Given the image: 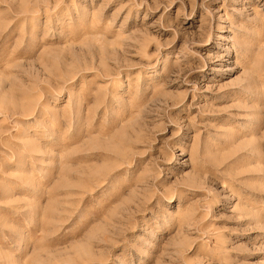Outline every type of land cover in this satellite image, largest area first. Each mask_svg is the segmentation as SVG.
Returning a JSON list of instances; mask_svg holds the SVG:
<instances>
[{
  "label": "rangeland",
  "instance_id": "rangeland-1",
  "mask_svg": "<svg viewBox=\"0 0 264 264\" xmlns=\"http://www.w3.org/2000/svg\"><path fill=\"white\" fill-rule=\"evenodd\" d=\"M0 264H264V0H0Z\"/></svg>",
  "mask_w": 264,
  "mask_h": 264
}]
</instances>
